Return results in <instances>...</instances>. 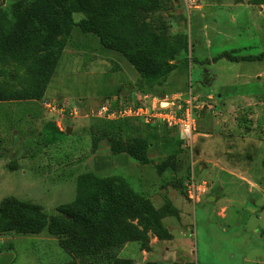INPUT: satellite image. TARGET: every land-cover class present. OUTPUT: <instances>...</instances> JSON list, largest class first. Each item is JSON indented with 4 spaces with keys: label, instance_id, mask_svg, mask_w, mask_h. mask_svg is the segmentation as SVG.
Masks as SVG:
<instances>
[{
    "label": "rangeland",
    "instance_id": "1",
    "mask_svg": "<svg viewBox=\"0 0 264 264\" xmlns=\"http://www.w3.org/2000/svg\"><path fill=\"white\" fill-rule=\"evenodd\" d=\"M14 1L0 0V33L11 26L8 8ZM156 3L151 11L136 13L131 32L145 37L161 31L178 45L187 40V49L173 60L177 68L164 80L143 78L121 53L74 24L46 94L34 100L24 96L34 82L39 53L19 58L0 52V91L9 95L0 100V204L13 195L53 214L77 197L80 175H121L164 211L163 222L174 237L150 234L147 245L127 242L118 256L134 264H264V58L206 62L223 51L264 52V0ZM82 17L75 12L74 22ZM190 88L210 105L197 116V130L205 134L193 143L167 124L86 115L120 92L124 97L144 89L172 100L187 96ZM74 106L83 113L71 115ZM53 126L62 132L48 142ZM108 134L148 139L152 162L114 154ZM166 159L175 167L159 169ZM192 174L208 185L197 202L185 192ZM172 204L177 214L166 210ZM61 238L47 229L0 232V264H94L89 256L66 251Z\"/></svg>",
    "mask_w": 264,
    "mask_h": 264
},
{
    "label": "trees",
    "instance_id": "2",
    "mask_svg": "<svg viewBox=\"0 0 264 264\" xmlns=\"http://www.w3.org/2000/svg\"><path fill=\"white\" fill-rule=\"evenodd\" d=\"M156 7V0H16L8 8L11 26L0 33V52L19 58L39 53L34 62V82L24 96L34 100L46 94L74 24L84 33L95 34L104 47L121 53L143 78L164 80L177 68L173 60L187 49L188 43L186 40L182 45L175 44L157 30L145 37L131 32L136 13ZM75 12L84 17L74 22ZM221 58L253 61L264 58V52L241 55L234 50L223 51L206 62ZM6 99L9 95L0 91V100ZM53 130L48 142L58 139L57 134L62 132L57 126ZM104 136L114 154L126 153L143 164L152 162V143L148 139ZM96 140L97 146L99 140ZM174 164L166 159L157 167L165 170L175 167ZM78 179L77 197L58 205L53 214L39 203L13 195L5 197L0 204V232L41 233L47 229L62 236L60 243L66 251L75 257L89 256L94 264H134L131 258L117 254L125 243L139 241L147 245L150 234L161 240L173 239V233L163 222L164 211L148 195L136 191L125 177H101L89 172ZM178 187L181 189L180 183ZM166 210L171 215L178 212L173 204ZM146 264L164 263L148 261Z\"/></svg>",
    "mask_w": 264,
    "mask_h": 264
},
{
    "label": "built area",
    "instance_id": "3",
    "mask_svg": "<svg viewBox=\"0 0 264 264\" xmlns=\"http://www.w3.org/2000/svg\"><path fill=\"white\" fill-rule=\"evenodd\" d=\"M140 92V93H139ZM123 94H115L111 98H106L90 113L88 117H94L98 120H119L127 115L140 117L144 124L156 125L167 124L171 127H177L184 140L193 143L198 130L196 125L197 116L204 110L205 106H210L208 102L199 99L190 88L188 95L183 97H175L172 100L161 99L145 92H135L129 96ZM55 102H53L54 104ZM53 110V109H52ZM79 107L74 106L70 110V114L77 116ZM207 182L198 183L195 176H189L186 182V194L194 202L199 200V192L205 190Z\"/></svg>",
    "mask_w": 264,
    "mask_h": 264
},
{
    "label": "crops",
    "instance_id": "4",
    "mask_svg": "<svg viewBox=\"0 0 264 264\" xmlns=\"http://www.w3.org/2000/svg\"><path fill=\"white\" fill-rule=\"evenodd\" d=\"M243 97H244V94H243ZM206 114V111H203L200 115L204 116ZM226 120V117L224 118ZM228 120V118H227ZM205 134L204 132H198V135H203Z\"/></svg>",
    "mask_w": 264,
    "mask_h": 264
}]
</instances>
